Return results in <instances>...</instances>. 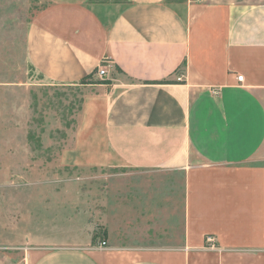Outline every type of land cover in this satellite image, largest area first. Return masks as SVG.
Listing matches in <instances>:
<instances>
[{"label":"crops","instance_id":"obj_1","mask_svg":"<svg viewBox=\"0 0 264 264\" xmlns=\"http://www.w3.org/2000/svg\"><path fill=\"white\" fill-rule=\"evenodd\" d=\"M25 53L80 87L57 164L132 177L99 193L103 238H28L0 264H264V0H44Z\"/></svg>","mask_w":264,"mask_h":264},{"label":"rangeland","instance_id":"obj_2","mask_svg":"<svg viewBox=\"0 0 264 264\" xmlns=\"http://www.w3.org/2000/svg\"><path fill=\"white\" fill-rule=\"evenodd\" d=\"M42 5L44 0H0V247L51 237L75 244L89 224V233L103 238L99 193L132 177L126 170L57 164L60 149L72 138L81 91L45 83L26 58L27 25Z\"/></svg>","mask_w":264,"mask_h":264},{"label":"built area","instance_id":"obj_3","mask_svg":"<svg viewBox=\"0 0 264 264\" xmlns=\"http://www.w3.org/2000/svg\"><path fill=\"white\" fill-rule=\"evenodd\" d=\"M97 76L100 80H105L106 79V70L104 66L101 64L98 69H97ZM237 81L242 82L243 81V76L242 75H237ZM101 245H105V242H101Z\"/></svg>","mask_w":264,"mask_h":264},{"label":"trees","instance_id":"obj_4","mask_svg":"<svg viewBox=\"0 0 264 264\" xmlns=\"http://www.w3.org/2000/svg\"><path fill=\"white\" fill-rule=\"evenodd\" d=\"M106 1H110V0H106ZM125 1V0H123ZM116 2H120V1H116ZM90 80H88V76L84 77L80 83H85V82H89ZM103 80H95V81H92L94 83H98V82H102Z\"/></svg>","mask_w":264,"mask_h":264}]
</instances>
